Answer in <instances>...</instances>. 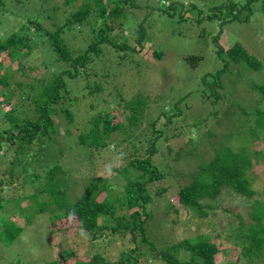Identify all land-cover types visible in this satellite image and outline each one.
Wrapping results in <instances>:
<instances>
[{"label":"rangeland","instance_id":"374dc122","mask_svg":"<svg viewBox=\"0 0 264 264\" xmlns=\"http://www.w3.org/2000/svg\"><path fill=\"white\" fill-rule=\"evenodd\" d=\"M4 1L8 13L0 18V28L3 27L5 30L12 27L17 29L21 24L19 19L27 20L31 17L43 23L45 18L52 15L53 20L63 22L68 15L60 14L62 9L66 8L68 14L72 10L76 11L83 1L93 5V0ZM136 1L145 2L144 6H147L148 2L149 5L153 3V0ZM171 1L177 3L171 4ZM225 1L230 0H162L159 4L165 9L153 11L151 14L150 21L154 24L148 29L146 26L148 34L141 52L134 53L124 64H120L112 52L103 61L98 62L96 70L99 75L93 79L97 80L103 76L104 81L109 83L107 90L91 96L92 98L96 96L97 104L100 105L95 111L113 110L116 114L113 124L117 120L126 124V117L130 115L132 108L138 117L136 124L125 134H117V140L125 137L127 141H121L118 148L115 144L104 147L100 153L96 149H86L84 145H76L77 135L85 129L92 111L83 110L86 105L79 102L75 119L68 123V129L63 126L66 120L61 111L51 114L50 118L56 124L60 122L59 132L53 135V142L45 148L41 147L46 139L36 140L31 144L28 150L31 156L23 155L24 163L28 164V172L19 173L18 176L13 174L10 177L6 170H13L18 174V168H21L22 164L12 162L7 167L0 161L2 188L0 197L10 200L8 205L4 201L1 202L0 223L4 221L9 210L16 207V200L28 198L36 191V183L31 181L33 173L30 170L33 168L35 169L33 171L43 173L42 164L47 162L51 167L55 164L60 165L62 171H59L58 178L64 181L69 200L82 195L95 181L102 186L98 199L108 191L114 193L122 191L127 183L126 178L134 177L135 173L132 169L121 171L120 167L133 159L145 156L148 133L152 138H156L157 148L156 154L152 156V163L166 174L164 179L154 181L152 187H149L152 196H155L157 189L166 188L159 201L153 197L151 218L148 219L146 226V233L150 240L154 241L155 249L159 250L187 237L205 234L213 237L220 249L226 247L233 252V255H226L227 259L222 262L223 264H228L229 257L233 258L235 254L240 253L242 240L236 237L235 231L226 223L229 215L224 207H240L250 203L254 197L249 200L243 195L230 192L226 195L225 202L220 205L217 203L220 206L218 209L211 212L208 210L207 214L196 216L189 207L180 203L178 196L180 187L189 184L199 172L200 165L211 160L222 145L241 146L242 141L247 143L245 148L248 151L253 147V143L256 149L264 147L262 140H251L252 132L260 133L261 130H257L253 122L249 123L251 117L261 108L258 105L264 106V95L258 87L264 84V13L256 14V10H252L248 21H235L219 15L197 22V10L190 7L196 4L203 9L201 17H204L205 14L214 12V6L223 2L227 5ZM233 1L240 4L245 0ZM54 5L58 8L53 9ZM3 10L0 6V12ZM247 12L242 10L240 17H245ZM145 13L147 7L136 13V20H141ZM182 14L186 19L180 18ZM145 19L147 22V17ZM53 29L55 26H52L51 30ZM30 31H34L32 26ZM76 31L78 30L74 27L67 34L69 43L74 44L72 39ZM124 32L127 33L128 30L124 29ZM2 37H5L3 32ZM129 42L133 43L134 37H131ZM237 42L259 60L260 67L253 69L230 60L228 71L222 72L223 88L210 100H203L198 92L199 80L204 73L216 71L222 64V60L217 57L219 47L226 53ZM134 46L138 48L135 43ZM3 50L0 46V74L4 70L6 71L4 75L10 74L6 90L13 91V94L25 88V93L36 98L40 88L51 82L66 66L52 59L51 53L46 51L47 47L41 48V51L34 50L30 52L31 54L25 51L26 54L24 52L21 57L16 54L8 56ZM154 52L161 54L155 56ZM41 64L49 65V69H44ZM105 73H108V77ZM93 81L69 83L68 79V87L71 90H65L64 104L70 102V99L67 100L69 93L81 96L91 90ZM9 91L5 97H10L11 100L5 105L0 101V108L11 109L13 112L23 102L12 96ZM84 99L86 102L89 101L86 97H83ZM131 101L134 102L133 105ZM26 104L30 106L29 116L34 117L36 114L33 111L34 105L29 101H26ZM26 104L21 110L24 111ZM21 110L20 112H23ZM3 115L0 109V135H7L12 128ZM59 119L64 120L62 124ZM8 152L2 145L0 156L5 157ZM121 152L126 154L122 159ZM249 173L253 188L257 189L256 195L264 198V160L254 163ZM6 179L11 185H3ZM105 184L108 185L107 189L103 188ZM99 185L90 188L91 191H96L100 188ZM53 205L49 202L46 204L49 208H54ZM18 211L22 210L17 209L11 219L23 223L22 231L9 245L0 239V264H84V259L95 253L102 254L110 261H116L119 252L128 248V242H122L116 236L100 234L92 239L89 233L77 234L75 231L67 236L65 241L61 240L55 245L52 240V233H55L52 231L49 211L34 213L26 222ZM233 218L230 216V220ZM63 219L60 225L65 223ZM236 222L235 220V224ZM67 225H71L70 221ZM142 247L146 250L144 244ZM64 249L73 250L75 255L64 253ZM147 259L145 264H164L163 261L148 256ZM77 260L81 263H76Z\"/></svg>","mask_w":264,"mask_h":264},{"label":"trees","instance_id":"16d2710c","mask_svg":"<svg viewBox=\"0 0 264 264\" xmlns=\"http://www.w3.org/2000/svg\"><path fill=\"white\" fill-rule=\"evenodd\" d=\"M67 1L72 2L73 0ZM160 1L162 0H153L152 5H149L148 2L147 6H144L145 2L136 0H93V5L83 1L76 11L72 10L67 14L66 8L61 10L60 14L68 15L63 22L53 20L54 16L51 15V17L45 18L43 23L35 17H31L27 20L19 19L21 24L17 29L13 27L9 30L0 28V41H2L0 46L8 56L16 54L21 57L25 51L31 54L30 52L34 50L41 51V48L47 47L46 51L51 53L52 59L54 58L55 61L66 65L61 73L53 77L51 82L40 88L36 98L25 93V88L18 91L17 94L6 90L10 74L4 75L5 70L0 74V101H3L4 105L8 104L11 99L5 97V94L9 91L10 94H13L12 96H16L23 102L19 106L20 110L26 101H29L34 105L33 111L36 113L34 117H30V106L27 104L24 111L21 110L24 113L18 111L19 108L13 112L11 109L0 108L4 113L3 118L5 117L9 121L12 128L7 135H0V149L3 145L4 149L9 151L5 157L0 156V161L4 162L7 167L12 162L22 164L20 166L22 169L18 168V174H15L13 170H6L10 177L13 174L18 176L19 173L23 174L29 171L28 164L24 163L23 155L31 156L28 150L34 141L46 139L41 148H45L53 142V135L59 132L60 122L56 124L50 115L61 111L65 117L64 120H66L63 126L68 129V123L75 119L74 115L79 108V102L86 105L83 110L92 112L85 129L77 135L78 143L76 145H84L86 149H96L100 153L102 149L104 150L110 145L115 144L118 148L121 141H127L125 137L117 140V134H125L131 126L136 124L138 117L130 108L131 112L126 117V124L119 120L113 124L116 117L113 110L98 109L95 111L96 107H100V105L97 104L96 96L93 98L91 96L107 90L109 83L104 81L103 76L97 80L93 79L99 75L96 65L103 61L108 54L113 53L118 59L117 61L124 64L134 53L141 52L148 34L146 26L148 29L154 24L150 21L151 14L153 11L165 9L159 4ZM225 2L227 5H224L223 2L214 6V12H209L204 17H201L203 9L196 4H192L190 7H195L197 10V22L203 18L211 19L219 15H224L235 21H248L252 15V10H256V14L264 13V0H245L240 4L233 0ZM173 3L177 2L171 1V4ZM0 6L4 9L0 12V18H3L8 13V7L4 0H0ZM143 7H147V13L141 20H136V13ZM57 8V6H53V9ZM242 10L248 11L243 18L240 17ZM188 11L186 10V12ZM129 17L132 18L129 19ZM146 17L147 22H145ZM180 18L184 20L186 16L182 14ZM15 19L18 18L15 17ZM31 26L34 31H30ZM52 26H55V29L51 30ZM74 27L78 31L72 39L73 44L68 42L67 34ZM124 29L128 32L125 33ZM116 31H120V33H116ZM2 32L5 37H2ZM131 37H134L133 43L129 42ZM134 43L137 44L138 48H135ZM220 48L217 57L222 60V64L218 66L216 71L204 73L199 80L198 92L203 100H210L217 95V91L223 88L222 72L228 71L230 60L238 65H245L253 69L260 67L259 60L239 42L229 48L226 53H223L222 48ZM154 54L158 56L161 53L154 52ZM41 65L44 69H49V65ZM105 75L108 77V73ZM68 79L69 83L81 80L84 83L94 81L90 87L91 90L81 96L72 94V92L69 93L67 100L70 99V102L66 105L64 104L65 90H71L68 87ZM254 87L257 86L254 85ZM258 87L264 95V84L258 85ZM83 97L89 101L86 102ZM121 100H123L122 97ZM131 103L134 104L132 101ZM258 106L261 108L251 117L249 123L253 122L256 129L261 130V132H252L251 140H262L264 143V106L260 104ZM244 112L245 115L248 114L246 109ZM59 120L61 124L64 121ZM241 142V146H233L228 143L229 147L225 144L222 145L211 160L200 165L199 172L192 178L191 182L180 187L178 196L180 203L189 207L196 216L205 215L208 210L211 212L218 209L219 205L225 202L226 195L230 192L243 195L247 199L254 197L250 203L240 207H224L229 215L227 218L229 220L226 223L229 224L232 231H235L236 237L242 240L241 252L235 254L233 258L229 257L227 262H229L228 264H252L261 261L264 264V198L256 195L257 189L254 190L251 173H249V170L254 167V163L264 160V147L256 149V145L253 143V147L248 151L245 148L247 143ZM156 148V138H152L147 133L145 156L140 159H133L120 167L121 171L124 172L132 169L135 176L126 178L127 183L122 191L118 193L108 191L101 199H98V196L102 186L97 181L92 183L82 195L74 200H69L65 183L58 178L59 171H62L60 165L55 164L51 167L48 162L44 163L42 164L43 173L33 171L35 169L32 168L30 170L33 173L31 181L36 183L37 192L34 191L28 198L16 200V207L10 209L4 221L0 223V227H2L0 239L9 245L21 233L23 223L11 219L17 209L22 210L18 212L23 216L19 213L18 215L25 218V222L29 221L34 213L49 211L52 231L55 233H52V240L55 245L61 240L65 241L66 237L74 231L77 234L89 233L92 239L102 234L116 236L122 242H128V248L119 252L116 261H110L102 254L95 253L90 258L84 259V264H145L148 260L147 256L163 261L164 264H223L222 262L227 259L226 255H233V252L226 247L220 249L213 237L205 234L187 237L167 247L155 249L154 241L150 240L146 233V226L148 219L151 218L153 197L159 201L166 189H157L154 193L155 196H152L149 190L154 181L164 179L166 176L164 171L152 163V156L156 154ZM251 149L253 150L251 151ZM4 181L3 185H11L9 180ZM98 185L100 188L91 191L90 188ZM103 188L107 189L108 185L105 184ZM1 192L2 188H0V194ZM1 198L0 207L2 201L8 205L10 200ZM48 202L53 203L54 208L46 206ZM230 216L234 218L230 220ZM62 219L65 223L60 225ZM235 220L237 221L236 224ZM69 221L73 226L67 225ZM230 241L233 244V241ZM143 244L146 250L143 249ZM65 252L75 255L73 250L64 249ZM76 263H81V261L77 260Z\"/></svg>","mask_w":264,"mask_h":264},{"label":"clouds","instance_id":"9594fccd","mask_svg":"<svg viewBox=\"0 0 264 264\" xmlns=\"http://www.w3.org/2000/svg\"><path fill=\"white\" fill-rule=\"evenodd\" d=\"M124 155H126L125 153L121 152L120 153V158L122 159L124 157ZM110 171V170H109Z\"/></svg>","mask_w":264,"mask_h":264}]
</instances>
